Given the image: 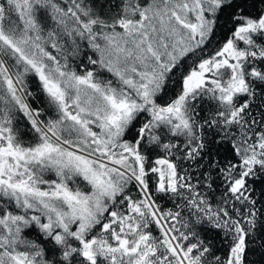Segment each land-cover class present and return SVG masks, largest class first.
Instances as JSON below:
<instances>
[{
  "label": "snow or ice",
  "instance_id": "1",
  "mask_svg": "<svg viewBox=\"0 0 264 264\" xmlns=\"http://www.w3.org/2000/svg\"><path fill=\"white\" fill-rule=\"evenodd\" d=\"M0 264H264V0H0Z\"/></svg>",
  "mask_w": 264,
  "mask_h": 264
}]
</instances>
